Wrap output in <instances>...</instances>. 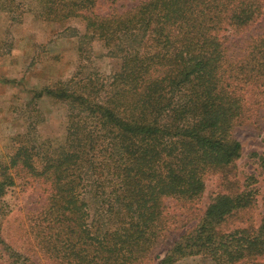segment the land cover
<instances>
[{"label":"trees","instance_id":"1","mask_svg":"<svg viewBox=\"0 0 264 264\" xmlns=\"http://www.w3.org/2000/svg\"><path fill=\"white\" fill-rule=\"evenodd\" d=\"M128 1L39 0L43 19L80 20L121 68L34 93L67 107L66 137L46 153L21 143L0 198L18 175L47 186L31 234L59 264H148L176 213L197 224L160 264H264V211L259 227L225 228L257 203L233 132L264 122V0ZM210 176L221 191L198 218Z\"/></svg>","mask_w":264,"mask_h":264},{"label":"rangeland","instance_id":"2","mask_svg":"<svg viewBox=\"0 0 264 264\" xmlns=\"http://www.w3.org/2000/svg\"><path fill=\"white\" fill-rule=\"evenodd\" d=\"M140 1L129 0L126 8ZM85 33V25L78 19L64 23L43 19L39 0H0V165L7 163L21 143L46 153L64 142L67 107L48 97L35 98L36 91L73 78L98 81L120 70V59L110 56L102 41L82 37ZM233 135L243 150L237 162L240 187L252 183L248 189L257 191V203L238 220H229L225 228L259 227L264 211V122L237 127ZM16 182L0 198V264H59L31 234L48 198L47 186L24 174ZM220 191L217 177H208L198 218ZM87 201L95 218L98 205L89 195ZM185 219L176 213L167 239L148 264H160L175 242L196 226L197 219L186 226L180 224ZM176 221L179 223L174 225ZM175 264L207 262L202 256H188Z\"/></svg>","mask_w":264,"mask_h":264}]
</instances>
